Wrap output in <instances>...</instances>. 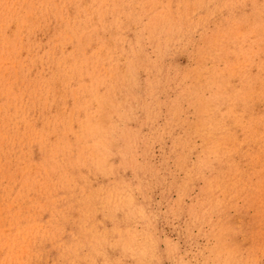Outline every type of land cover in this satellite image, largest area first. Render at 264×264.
I'll return each instance as SVG.
<instances>
[{
	"label": "rangeland",
	"instance_id": "obj_1",
	"mask_svg": "<svg viewBox=\"0 0 264 264\" xmlns=\"http://www.w3.org/2000/svg\"><path fill=\"white\" fill-rule=\"evenodd\" d=\"M0 264H264V0H0Z\"/></svg>",
	"mask_w": 264,
	"mask_h": 264
}]
</instances>
